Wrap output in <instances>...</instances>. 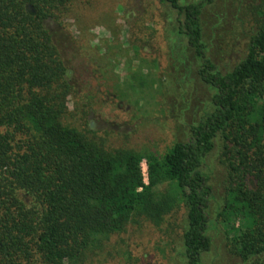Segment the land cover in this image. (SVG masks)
I'll return each instance as SVG.
<instances>
[{
    "label": "trees",
    "instance_id": "obj_1",
    "mask_svg": "<svg viewBox=\"0 0 264 264\" xmlns=\"http://www.w3.org/2000/svg\"><path fill=\"white\" fill-rule=\"evenodd\" d=\"M72 2L0 0V264H81L131 223L160 226L181 207L184 264H201L213 245L205 166L218 144L231 173L223 222L244 264H264V17L244 56L219 66L206 41L217 0H161L210 97L189 137L158 153L109 149L65 121L79 89L49 23Z\"/></svg>",
    "mask_w": 264,
    "mask_h": 264
},
{
    "label": "rangeland",
    "instance_id": "obj_2",
    "mask_svg": "<svg viewBox=\"0 0 264 264\" xmlns=\"http://www.w3.org/2000/svg\"><path fill=\"white\" fill-rule=\"evenodd\" d=\"M262 6L264 0H217L207 6L206 41L219 66L244 56L250 34L264 17ZM177 17L161 0H73L60 19L50 20L61 40L69 80L79 89L69 96L65 121L109 149L164 153L177 139L188 138L210 91L198 80L194 56L177 47ZM80 102L92 103L89 113L82 112ZM205 168L214 188L213 245L201 264H244L221 216L231 182L221 145L207 157ZM143 171L148 182L146 161ZM185 228L184 207L160 226L144 220L131 223L81 264H184Z\"/></svg>",
    "mask_w": 264,
    "mask_h": 264
}]
</instances>
